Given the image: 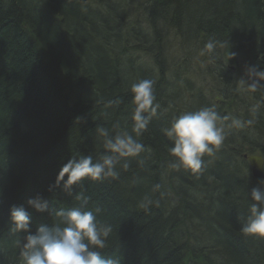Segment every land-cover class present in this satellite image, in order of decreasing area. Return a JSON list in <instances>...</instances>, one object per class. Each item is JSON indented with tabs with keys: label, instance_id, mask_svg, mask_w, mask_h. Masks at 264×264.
Returning a JSON list of instances; mask_svg holds the SVG:
<instances>
[{
	"label": "trees",
	"instance_id": "1",
	"mask_svg": "<svg viewBox=\"0 0 264 264\" xmlns=\"http://www.w3.org/2000/svg\"><path fill=\"white\" fill-rule=\"evenodd\" d=\"M89 1L0 0V264H24L12 205L31 213L34 232L57 223L56 211L80 206L81 192L86 210L99 209L97 220L113 227L102 255L121 264H264V239L240 231L252 188L264 189L241 157H264V88L247 90V69L264 70V0ZM138 1L145 30L128 21ZM141 79L155 80L161 106L137 137L145 151L122 160L115 179L65 191L59 171L68 159L95 161L106 151L99 127L136 135L130 87ZM210 106L230 117L221 125L253 123L226 128L200 173L173 169V141L162 130ZM37 195L49 212L27 206ZM145 196L149 211L138 207Z\"/></svg>",
	"mask_w": 264,
	"mask_h": 264
},
{
	"label": "clouds",
	"instance_id": "2",
	"mask_svg": "<svg viewBox=\"0 0 264 264\" xmlns=\"http://www.w3.org/2000/svg\"><path fill=\"white\" fill-rule=\"evenodd\" d=\"M217 43L213 40L205 45L209 54H214ZM235 53H232V57ZM247 90L256 92L264 88L260 81H264V70L255 67L247 69ZM155 80L141 79L130 87L132 103L133 132L110 134V130L99 127L97 132L104 138L106 151L98 160L91 155H81L78 158H70L62 165L59 178L66 179L63 188L68 191L73 185L80 184L85 179L92 181L119 176L117 165L127 158H135L145 151V145L137 138L147 130L151 118L158 115L160 104L155 95ZM241 84L245 81L242 79ZM118 103V101H116ZM258 106L252 109L257 110ZM147 114V115H145ZM229 116H220L215 107H203L195 111H185L173 118L170 126L162 131L166 137L173 141L169 148L170 155L175 159L170 167L173 169L184 168L193 174L200 173L206 166L205 155L211 157L220 148L226 138V128H241L244 123L251 125L252 120L242 122L238 118H231V124L221 125L220 121L229 120ZM257 164L264 169V157H258ZM142 163V161H141ZM124 168L128 167L127 162ZM264 180H261L262 182ZM60 186L55 183L49 186V191ZM160 184L154 186L158 191ZM163 195V193H161ZM249 213L240 231L253 238L264 239V189L252 188ZM81 201L78 207L60 209L55 212L59 218L52 225L40 223L35 231H32V215L24 205H12L9 208V220L11 231L24 233V242L21 245L20 256L24 264H121V258L105 257L103 250L107 247V238L113 232V227L108 223H100L95 212L99 209L86 210L88 197L81 192L76 197ZM154 203L145 196L138 207L149 211ZM27 206L38 213L49 212L48 200L37 195L27 200ZM19 243V242H18Z\"/></svg>",
	"mask_w": 264,
	"mask_h": 264
},
{
	"label": "rangeland",
	"instance_id": "3",
	"mask_svg": "<svg viewBox=\"0 0 264 264\" xmlns=\"http://www.w3.org/2000/svg\"><path fill=\"white\" fill-rule=\"evenodd\" d=\"M87 5H90L91 2L89 0H86L85 2ZM143 2L138 1L133 7L134 10L130 14V17L128 18L130 28L133 29H142L145 30L148 26L147 19H145L144 13L141 12ZM96 6V4L92 5V7ZM136 10V11H135Z\"/></svg>",
	"mask_w": 264,
	"mask_h": 264
},
{
	"label": "water",
	"instance_id": "4",
	"mask_svg": "<svg viewBox=\"0 0 264 264\" xmlns=\"http://www.w3.org/2000/svg\"><path fill=\"white\" fill-rule=\"evenodd\" d=\"M81 4H85L86 0H77ZM258 157H262L260 155H242V159L248 162V166L250 169V174L252 179L254 180H264V169L258 166L257 160Z\"/></svg>",
	"mask_w": 264,
	"mask_h": 264
}]
</instances>
